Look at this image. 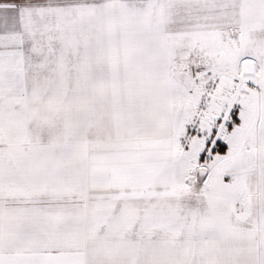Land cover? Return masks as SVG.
Instances as JSON below:
<instances>
[{
	"label": "snow or ice",
	"instance_id": "obj_1",
	"mask_svg": "<svg viewBox=\"0 0 264 264\" xmlns=\"http://www.w3.org/2000/svg\"><path fill=\"white\" fill-rule=\"evenodd\" d=\"M0 264H264V0H0Z\"/></svg>",
	"mask_w": 264,
	"mask_h": 264
}]
</instances>
